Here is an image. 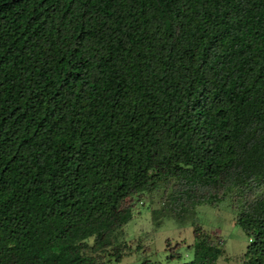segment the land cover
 I'll list each match as a JSON object with an SVG mask.
<instances>
[{"label": "trees", "instance_id": "obj_1", "mask_svg": "<svg viewBox=\"0 0 264 264\" xmlns=\"http://www.w3.org/2000/svg\"><path fill=\"white\" fill-rule=\"evenodd\" d=\"M161 187L181 223L231 198L264 264V0H0V264H119Z\"/></svg>", "mask_w": 264, "mask_h": 264}, {"label": "rangeland", "instance_id": "obj_2", "mask_svg": "<svg viewBox=\"0 0 264 264\" xmlns=\"http://www.w3.org/2000/svg\"><path fill=\"white\" fill-rule=\"evenodd\" d=\"M164 192L165 187H161L155 192H147L137 200L134 219L116 235L115 245L124 251L119 264H140L147 258L166 264L171 246L178 247L188 255L189 245L195 242V229L198 226L222 238L225 253L219 264H246L245 254L251 241L238 222V211L231 198L218 206L203 204L195 214L181 223L174 217L155 218L154 211L162 207ZM91 244L93 245V240ZM93 252L90 248L85 253ZM176 263L177 261L172 264Z\"/></svg>", "mask_w": 264, "mask_h": 264}]
</instances>
